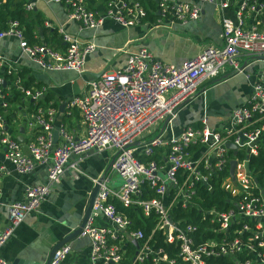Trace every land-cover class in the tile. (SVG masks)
Segmentation results:
<instances>
[{
	"label": "built area",
	"instance_id": "1",
	"mask_svg": "<svg viewBox=\"0 0 264 264\" xmlns=\"http://www.w3.org/2000/svg\"><path fill=\"white\" fill-rule=\"evenodd\" d=\"M36 1L24 0V9L31 11ZM152 1L159 18L179 23L197 19L204 3L215 5L219 11L232 7L233 18L220 17V46H205L179 66L160 62L140 47L126 56L121 67L104 70L87 80L80 93L65 102L66 109L76 110L79 115L83 125L80 136L57 120V110L50 103L34 109L31 139L22 143L10 134V124L16 116L11 105L16 104L22 115L24 98L34 104L48 86L25 88L18 74L22 64L0 55V179L8 174L6 164L17 175H27L35 167L45 171L43 182L25 184L23 198L7 205L0 249L23 219L46 199L50 186L63 172L81 173V156L95 149L97 153L111 151L114 158L77 235L88 240V264H121L123 260L128 264H207L212 257H226L233 264H264V192L244 169V162L249 155H256L264 135V120L260 122L264 117V74L250 84L245 105L231 111V128H208L205 116L198 127L187 124L177 133L171 128L178 108L193 97L202 83L218 78L227 67L240 71L236 62L239 55L264 56V1ZM45 2L63 6L68 18L84 29L99 28L106 21L121 28L137 26L147 13L139 0H104L101 10L88 8L85 0ZM59 34L62 50L45 44L30 45L18 23L10 21L0 31V40L15 41L18 55L26 56L41 72L82 74L85 58L95 45L80 42L64 31ZM14 97L16 101L10 103ZM152 131L158 133L147 141L141 140ZM226 143L234 145L235 155ZM238 152L245 156L238 158ZM149 156L153 158L146 159ZM232 159L235 165L231 178L228 168ZM225 170L226 175L222 173ZM112 174L119 180L117 187ZM90 179L94 183L96 177ZM213 182H218L226 194L227 205L222 209L199 204L203 198L197 189L211 191ZM108 199L133 207L141 218L150 216L148 233L133 229L130 220ZM176 208L195 210L197 224H201L197 239L192 235L197 224L174 218ZM99 220L103 222L98 224ZM204 233L209 236L198 242ZM155 238L164 246L173 245L176 251L170 255L163 247L155 246ZM69 251L67 243L61 245L49 264H63ZM243 252L252 253L254 259L238 260L236 255ZM0 264L9 263L0 256Z\"/></svg>",
	"mask_w": 264,
	"mask_h": 264
},
{
	"label": "crops",
	"instance_id": "2",
	"mask_svg": "<svg viewBox=\"0 0 264 264\" xmlns=\"http://www.w3.org/2000/svg\"><path fill=\"white\" fill-rule=\"evenodd\" d=\"M85 3L88 8L101 10L104 0H85ZM200 8V16L185 23L159 18L154 9V19L143 21L137 26L121 28L106 21L99 28L84 29L76 21L68 18L63 6L37 0L31 11L39 14L42 27L56 30V40L53 41L55 50H62L64 46L59 31L76 37L80 42L90 41L95 45V49L85 58L83 73L77 75L71 71L41 72L26 56L18 55L13 40H0V55L16 59L22 64V70L26 71L27 77L31 76L33 84L41 82L48 86V91L53 95L52 101L56 102L57 120L73 131L75 136H80L83 125L79 115L76 110L66 109L65 102L71 96L79 94L90 78L104 70L121 67L126 61V56L140 47L146 48L160 62L179 66L183 61L198 54L205 46L222 44L220 17L232 19V7L219 11L215 5L204 3ZM156 19L159 20L156 22ZM37 33L41 34L40 26ZM10 45L12 49L8 50L11 48ZM236 62L240 71H230L227 67L218 78L202 83L193 97L178 108L175 118L171 121L173 133H177L187 124L200 126L202 116H205L208 128L224 130L232 127L231 111L245 105L250 84L260 73L264 74V59L239 55ZM246 76L249 79H246ZM63 103L59 110V105ZM27 108L24 109L22 106V125L16 126L14 134L9 131L15 138L21 136L22 143L32 136V114L27 112ZM21 127L22 132H19ZM263 143L264 135L260 138L259 145ZM110 157L112 153L108 150L101 153L95 151L84 153L78 163L81 173L66 172L57 183L50 186L46 199L36 211L28 214L13 230L0 249V256L9 264L15 259L41 263L52 245L68 234L79 222L92 185L90 178L102 173ZM5 168L8 174L0 179V229L6 224L7 205L23 198L24 185L45 180V171L41 167H35L27 175H17L8 164ZM111 177L115 182L116 175L112 174ZM101 222L103 221L99 220L98 224ZM67 244L70 251L63 264H88L87 238L76 236Z\"/></svg>",
	"mask_w": 264,
	"mask_h": 264
},
{
	"label": "trees",
	"instance_id": "3",
	"mask_svg": "<svg viewBox=\"0 0 264 264\" xmlns=\"http://www.w3.org/2000/svg\"><path fill=\"white\" fill-rule=\"evenodd\" d=\"M140 2H144V7L146 8V17L143 21H152L155 17V14L153 13L154 5L155 3L152 0H139ZM264 1V0H262ZM24 0H0V31L5 29L7 26V23L10 21H16L18 23V26L22 28V35L23 38L26 40V42L30 45H39V44H45L50 45V47L54 48L55 44L53 43L54 40H56L57 32L56 30H50L48 28H44L41 26L42 19L39 16L37 12L33 11H27L24 9ZM41 27V34L38 35L37 28ZM48 33V35H47ZM55 49V48H54ZM26 71L21 70L18 72L24 79L22 82V85L25 88H36L40 87L43 84L41 82L32 83V78L27 77L25 75ZM7 78L10 76H6ZM17 97H14L9 100L10 103L16 101ZM53 95L51 92L47 91L44 96L38 100L36 103L28 102V113H33L34 109L36 107H44L48 105L49 106L56 107V102L52 101ZM73 111V109H71ZM62 120V119H61ZM264 120V117L260 119V122ZM194 127H197L196 124H193ZM231 153V152H230ZM238 158H243L245 155L238 152L236 154ZM153 156H149L146 159H152ZM141 160H145V158H140ZM248 162V171L254 181V183L257 185L258 189L264 192V143L262 145H259L256 155H249L247 157ZM224 175L227 174V170H225ZM203 198L199 204L202 207H208L210 205H214L218 209H222L227 205L226 203V194L223 192L219 186L218 182H213L212 190L205 191L202 188L197 189ZM108 202H110L117 211L125 215L131 222L133 229H141L143 233L146 235L148 233L149 227L151 225V218L150 216L148 218H141L139 214H135L133 211V207L131 206H123L118 200L116 199H108ZM174 218L176 219H185L186 222L197 224L198 221H196L195 217V210L194 209H186V210H180L179 208H176L174 211ZM195 230L193 231L192 235L193 237H197L199 232L201 231V224L195 225ZM205 236H209V234L204 233V236L202 239L198 240V242L202 241ZM240 236V235H239ZM197 239V238H196ZM155 246L163 247L165 251L167 250V253L170 255L176 251L175 247L173 245H167L164 246V244L161 242L160 239L155 238L153 239ZM197 241V240H196ZM238 260H242L243 258H248L253 260V254L248 253L247 255L245 252L239 253L236 255ZM121 264H128L127 260L121 261ZM207 264H233L230 262L226 257H212L207 261Z\"/></svg>",
	"mask_w": 264,
	"mask_h": 264
},
{
	"label": "water",
	"instance_id": "4",
	"mask_svg": "<svg viewBox=\"0 0 264 264\" xmlns=\"http://www.w3.org/2000/svg\"><path fill=\"white\" fill-rule=\"evenodd\" d=\"M255 58L256 59H264V56H259V57H255ZM186 102H188V101H185L183 104H185ZM63 105H64V103L59 105V110H60V108ZM165 124H166V120L163 121L161 129L165 126ZM19 132H22V127L19 128ZM56 137H57V133H56V131H54L53 132V141L54 142L56 140ZM16 139L19 142H21V136H17ZM226 147L232 151V155H235L236 152H235L234 145H232L231 143H226ZM93 151H95V149H90L88 151V153H92ZM113 158H114V155H112V157H110V159H109L108 163L106 164V166H105L104 170L102 171V173L99 176H97L96 179H95V182L92 183V185H91V187H90V189L88 191L87 197H86L85 206L83 208V212H82L81 218H80L79 222L77 223V225H75V227L68 234H66L64 237H62L60 240H58L56 243H54L52 245V247L50 248V250H49V252H48V254L46 256V258L41 263L36 262V261L35 262L34 261H31V262L18 261L17 259H15V261H13L12 264H21V263L24 264V262H25V264H49L54 251L57 248H59L61 245H63L65 243L71 241L72 239H74L81 232V230L83 228V225H84V223L86 221V218L89 215L90 208H91V205H92V202H93V198H94V196H95V194H96V192L98 190V185L102 181V176L110 169V166L112 164ZM234 165H235V161L233 159L230 160L229 161L228 174H229V176L231 178L233 177ZM244 169H245V171H248V162L247 161L244 162ZM66 172H69L71 174H75L74 173L75 171H71V170H69V171L66 170V171L63 172V174L66 173ZM61 176L59 177V179L61 178Z\"/></svg>",
	"mask_w": 264,
	"mask_h": 264
},
{
	"label": "rangeland",
	"instance_id": "5",
	"mask_svg": "<svg viewBox=\"0 0 264 264\" xmlns=\"http://www.w3.org/2000/svg\"><path fill=\"white\" fill-rule=\"evenodd\" d=\"M10 47H11V45H10ZM12 49V47L11 48H9L8 50H11ZM24 103H23V107H24V109L25 108H27L28 107V100H27V98H24ZM17 105L16 104H12L11 105V107H10V110L11 111H15V114H16V116H15V119H14V122H13V124L11 123L10 124V132L12 133V134H14L15 133V128H16V126H18V125H22V115H21V112H19V111H17ZM27 118H28V115H27ZM158 132H156V131H152L150 134H147V135H145L141 140H143V141H147L148 139H150L151 137H153L154 135H156ZM109 152V151H108ZM114 178H115V176H114ZM119 185V180L117 179V177H116V179H115V182H114V186L115 187H117Z\"/></svg>",
	"mask_w": 264,
	"mask_h": 264
}]
</instances>
